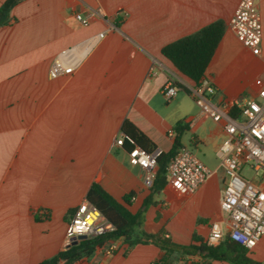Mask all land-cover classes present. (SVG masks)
<instances>
[{
    "label": "crops",
    "instance_id": "0c3cea01",
    "mask_svg": "<svg viewBox=\"0 0 264 264\" xmlns=\"http://www.w3.org/2000/svg\"><path fill=\"white\" fill-rule=\"evenodd\" d=\"M237 1L20 0L11 7L0 25V264H36L63 249L67 222L93 181L119 201L132 192L130 211L140 206L147 172L115 143L125 119L160 151L170 149L167 132L181 121L187 126L181 143L210 169L193 192L166 183L146 208L142 228H163L179 244L193 233L205 239L212 220L228 234L219 207L222 125L202 114L183 87L194 80L160 49L222 18L226 29L203 75L217 88L212 99L256 97L264 88V0H254L262 29L255 54L228 27ZM67 64L70 72L63 71ZM168 81L179 87L171 99L161 92ZM115 244L89 264H151L163 253L153 243L120 238ZM257 246L264 247V233ZM198 260L188 255L168 264Z\"/></svg>",
    "mask_w": 264,
    "mask_h": 264
},
{
    "label": "built area",
    "instance_id": "2783aa9c",
    "mask_svg": "<svg viewBox=\"0 0 264 264\" xmlns=\"http://www.w3.org/2000/svg\"><path fill=\"white\" fill-rule=\"evenodd\" d=\"M90 14L94 15L96 12ZM75 17L82 24L88 22L85 15L76 13ZM228 27L236 39L252 53L259 52L262 29L254 0L237 1L228 18ZM71 70V64L63 68L64 72ZM183 87L202 114L222 125L224 135L217 155L225 178L219 207L227 220L229 237L251 250L264 233V88L257 92L256 97L231 95L222 102H216L212 98L217 88L204 76L199 82L185 83ZM178 89L173 81H168L162 86L161 92L166 99H171ZM167 134L169 137L173 136L172 128ZM122 139L121 133L115 138V143L122 144ZM159 152V149L146 151L139 146L128 150L129 161L145 168L148 184L151 183L156 169V157ZM245 165L252 168V176L246 177L241 173ZM209 172L210 169L192 148L182 145L166 164V183L176 190L193 192ZM40 213L44 214V210ZM113 228V224L96 206L83 198L67 222L63 246L65 248L70 245L73 236H90ZM223 234L219 221L212 220L204 240L215 245ZM115 241L105 247L106 252L116 248ZM151 264L166 263L156 261Z\"/></svg>",
    "mask_w": 264,
    "mask_h": 264
},
{
    "label": "trees",
    "instance_id": "16d2710c",
    "mask_svg": "<svg viewBox=\"0 0 264 264\" xmlns=\"http://www.w3.org/2000/svg\"><path fill=\"white\" fill-rule=\"evenodd\" d=\"M20 0H3L0 3V25L9 18V10ZM226 24L222 18H216L197 30L180 36L164 44L160 52L184 75L195 82L203 77L204 71L212 57L224 31ZM187 126L177 121L173 126L172 144L169 150L160 151L156 157V169L148 185V192L140 206L130 211L132 192L122 196V201L110 195L99 183L93 181L85 198L110 221L112 230L87 236L79 239L75 244L58 250L49 257L43 258L36 264H89L95 253L109 245L111 241L122 238L128 245L136 243H153L162 251L158 259L166 264L176 258L183 259L188 255H197L200 260L192 264H213V261L222 260L233 264H264L247 255V249L225 235L215 244H208L203 238L192 235L188 244H179L171 240L163 228L154 232H147L142 228L146 208L155 202L157 192L166 184V164L170 157L181 147L182 133ZM120 130L122 145L126 149L139 146L146 151L154 149L153 142L141 132L133 123L125 119ZM156 262V261H154Z\"/></svg>",
    "mask_w": 264,
    "mask_h": 264
},
{
    "label": "rangeland",
    "instance_id": "374dc122",
    "mask_svg": "<svg viewBox=\"0 0 264 264\" xmlns=\"http://www.w3.org/2000/svg\"><path fill=\"white\" fill-rule=\"evenodd\" d=\"M241 173L244 174L246 177H250L253 175V170L248 165L243 166ZM248 254L255 260H258L264 263V247H255Z\"/></svg>",
    "mask_w": 264,
    "mask_h": 264
},
{
    "label": "water",
    "instance_id": "95a60500",
    "mask_svg": "<svg viewBox=\"0 0 264 264\" xmlns=\"http://www.w3.org/2000/svg\"><path fill=\"white\" fill-rule=\"evenodd\" d=\"M86 237H87L86 234H79V235L73 236L70 244H75L79 239L86 238Z\"/></svg>",
    "mask_w": 264,
    "mask_h": 264
}]
</instances>
